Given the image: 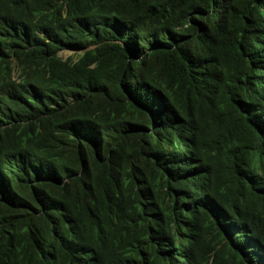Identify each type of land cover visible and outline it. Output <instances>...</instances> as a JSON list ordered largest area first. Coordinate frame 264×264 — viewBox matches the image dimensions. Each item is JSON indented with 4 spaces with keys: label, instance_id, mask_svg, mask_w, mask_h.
I'll return each mask as SVG.
<instances>
[{
    "label": "trees",
    "instance_id": "1",
    "mask_svg": "<svg viewBox=\"0 0 264 264\" xmlns=\"http://www.w3.org/2000/svg\"><path fill=\"white\" fill-rule=\"evenodd\" d=\"M0 264H264V0H0Z\"/></svg>",
    "mask_w": 264,
    "mask_h": 264
},
{
    "label": "rangeland",
    "instance_id": "2",
    "mask_svg": "<svg viewBox=\"0 0 264 264\" xmlns=\"http://www.w3.org/2000/svg\"><path fill=\"white\" fill-rule=\"evenodd\" d=\"M73 54V51H69V50H62L59 51V55L63 56L64 58L67 56H70ZM147 132L150 134L153 132V129H151L150 127H147ZM181 253V247L178 245V242H176V238H175V242H172V257L176 258V256L180 255Z\"/></svg>",
    "mask_w": 264,
    "mask_h": 264
},
{
    "label": "clouds",
    "instance_id": "3",
    "mask_svg": "<svg viewBox=\"0 0 264 264\" xmlns=\"http://www.w3.org/2000/svg\"><path fill=\"white\" fill-rule=\"evenodd\" d=\"M65 50H68V49H65ZM69 51H72V50H69ZM74 52V51H73ZM63 57V56H62ZM174 242H175V239H174ZM176 242H177V240H176ZM171 246H172V243H171ZM172 254V253H171Z\"/></svg>",
    "mask_w": 264,
    "mask_h": 264
},
{
    "label": "water",
    "instance_id": "4",
    "mask_svg": "<svg viewBox=\"0 0 264 264\" xmlns=\"http://www.w3.org/2000/svg\"><path fill=\"white\" fill-rule=\"evenodd\" d=\"M73 51V50H72Z\"/></svg>",
    "mask_w": 264,
    "mask_h": 264
}]
</instances>
